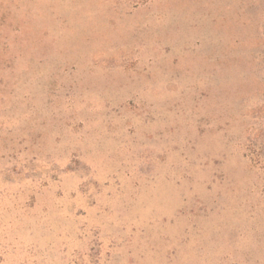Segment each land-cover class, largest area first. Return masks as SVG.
<instances>
[{"label": "rangeland", "instance_id": "obj_1", "mask_svg": "<svg viewBox=\"0 0 264 264\" xmlns=\"http://www.w3.org/2000/svg\"><path fill=\"white\" fill-rule=\"evenodd\" d=\"M0 264H264V0H0Z\"/></svg>", "mask_w": 264, "mask_h": 264}]
</instances>
